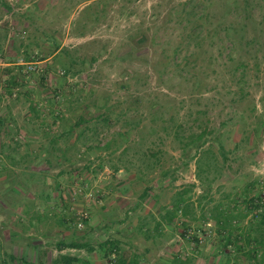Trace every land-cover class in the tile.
<instances>
[{
    "label": "rangeland",
    "instance_id": "obj_1",
    "mask_svg": "<svg viewBox=\"0 0 264 264\" xmlns=\"http://www.w3.org/2000/svg\"><path fill=\"white\" fill-rule=\"evenodd\" d=\"M252 198L264 0H0V264H251L209 214Z\"/></svg>",
    "mask_w": 264,
    "mask_h": 264
},
{
    "label": "trees",
    "instance_id": "obj_2",
    "mask_svg": "<svg viewBox=\"0 0 264 264\" xmlns=\"http://www.w3.org/2000/svg\"><path fill=\"white\" fill-rule=\"evenodd\" d=\"M203 134L200 133L199 135H196V137L192 138L190 140L191 142H196L195 140L202 138ZM189 143L183 148V150H188ZM201 165L198 164V168L201 169ZM198 179L202 182V184H206L205 181L201 178V174L198 173ZM185 192H178V197L176 200H174V204L172 205V213L169 217L168 214H166L168 221H172L174 217L177 216L178 213H185L188 208V201L183 197V193ZM211 191V186L208 185L207 188H204V193L208 195ZM252 198L250 199V208L249 210L253 208H259L260 204L257 202L262 203V207H264V199L262 198V201ZM183 202L184 205H183ZM252 207V208H251ZM218 207L215 211L212 210L210 212V218H212L215 222V230L217 234L221 236V244L219 245V252L220 254L226 256L228 259L231 255L234 253L236 255L238 254H244L246 255L247 259L251 261V264H264V210L262 212V220H251L250 224L248 226H242V227H236L235 224H233V218L235 217L233 215L232 207L231 206H221L219 211ZM248 208H246L245 213L243 212V216L241 218H245L248 215ZM240 218V217H239ZM240 220V219H239ZM195 241L197 240V237L193 236ZM63 243H60L59 248L63 249V247L67 246ZM68 247L72 248H81L83 247L80 244L77 243H71L68 245ZM114 246L111 248L113 249ZM114 250H121L117 247ZM120 254V251H119ZM61 262L63 264H76L79 262V259L75 256L70 255H63L61 256ZM116 264H140L138 258H130L127 256V253L124 252L123 254H120L118 259L116 260Z\"/></svg>",
    "mask_w": 264,
    "mask_h": 264
}]
</instances>
